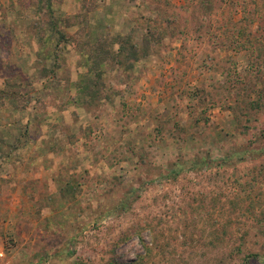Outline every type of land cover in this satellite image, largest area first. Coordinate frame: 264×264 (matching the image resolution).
Segmentation results:
<instances>
[{
  "label": "rangeland",
  "instance_id": "obj_1",
  "mask_svg": "<svg viewBox=\"0 0 264 264\" xmlns=\"http://www.w3.org/2000/svg\"><path fill=\"white\" fill-rule=\"evenodd\" d=\"M53 1L0 0V264H264V0Z\"/></svg>",
  "mask_w": 264,
  "mask_h": 264
},
{
  "label": "trees",
  "instance_id": "obj_2",
  "mask_svg": "<svg viewBox=\"0 0 264 264\" xmlns=\"http://www.w3.org/2000/svg\"><path fill=\"white\" fill-rule=\"evenodd\" d=\"M32 8L35 10L37 15L32 27L39 34V42L42 45H54L57 43L55 51H58L60 43H69V38L67 34L63 32L62 26L66 24L67 26L71 27L72 20L71 18H67L65 20L66 22L64 23V21H59L58 18H56V8L54 6L53 0H36ZM43 15L48 17L49 19H42ZM155 36L156 34L153 36V40H155ZM158 37L162 38V34L159 33ZM145 41H149L148 36L146 37ZM113 44L117 45L118 48L116 50V53H114L112 57H114V59L117 58V60L120 62V65L124 66V68H126L127 70H133L135 63L147 55L145 50H142L141 52L139 45L134 42L133 36L131 35L119 36L114 40ZM104 46L105 44H103V42H100L97 44L96 49H94V51L99 55V57L97 58V62L95 63L96 71L98 69H101L100 71H102L104 65L108 61V55H106V51H104ZM260 50L261 49H259V52ZM102 75L103 72H101L100 76ZM30 87L31 84L29 82H18L13 81L12 79H7L4 81L3 87L0 88V93L3 94L4 97L9 99L13 98L25 101V99H30L31 97ZM101 88L102 82H100L98 78H94L92 80V77H87L85 85L81 86L82 92L85 94V96L89 98L91 97L90 100L93 102H96L101 98ZM263 97L264 88L259 92L257 103H253V108L260 109L264 105ZM77 264L92 263H90V261L88 260L80 259ZM130 264H134V262Z\"/></svg>",
  "mask_w": 264,
  "mask_h": 264
},
{
  "label": "built area",
  "instance_id": "obj_3",
  "mask_svg": "<svg viewBox=\"0 0 264 264\" xmlns=\"http://www.w3.org/2000/svg\"><path fill=\"white\" fill-rule=\"evenodd\" d=\"M0 257H4V253L3 252H0Z\"/></svg>",
  "mask_w": 264,
  "mask_h": 264
}]
</instances>
